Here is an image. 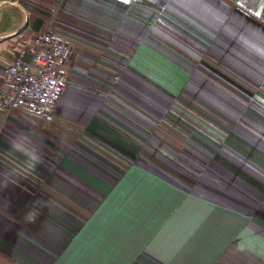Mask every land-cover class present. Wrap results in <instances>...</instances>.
Here are the masks:
<instances>
[{
    "label": "crops",
    "instance_id": "1",
    "mask_svg": "<svg viewBox=\"0 0 264 264\" xmlns=\"http://www.w3.org/2000/svg\"><path fill=\"white\" fill-rule=\"evenodd\" d=\"M47 30L68 84L0 111V264H264V0H0V86Z\"/></svg>",
    "mask_w": 264,
    "mask_h": 264
},
{
    "label": "built area",
    "instance_id": "2",
    "mask_svg": "<svg viewBox=\"0 0 264 264\" xmlns=\"http://www.w3.org/2000/svg\"><path fill=\"white\" fill-rule=\"evenodd\" d=\"M21 55L29 57V60L14 62L4 70L0 86V111L9 114L19 109L49 116L68 84L64 68L72 56V49L47 30L28 43Z\"/></svg>",
    "mask_w": 264,
    "mask_h": 264
}]
</instances>
